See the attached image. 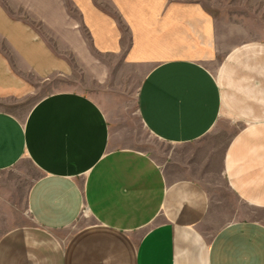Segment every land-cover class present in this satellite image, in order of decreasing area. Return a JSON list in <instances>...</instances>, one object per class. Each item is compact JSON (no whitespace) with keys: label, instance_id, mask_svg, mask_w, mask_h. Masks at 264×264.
Listing matches in <instances>:
<instances>
[{"label":"crops","instance_id":"0c3cea01","mask_svg":"<svg viewBox=\"0 0 264 264\" xmlns=\"http://www.w3.org/2000/svg\"><path fill=\"white\" fill-rule=\"evenodd\" d=\"M0 175V264H264V0H0Z\"/></svg>","mask_w":264,"mask_h":264},{"label":"rangeland","instance_id":"374dc122","mask_svg":"<svg viewBox=\"0 0 264 264\" xmlns=\"http://www.w3.org/2000/svg\"><path fill=\"white\" fill-rule=\"evenodd\" d=\"M113 70H114V65L112 64ZM53 81L47 83V85H45V87L43 88L42 92L46 93L55 89H60V88H68V87H76V88H80L82 90H84V92L89 93L90 95L96 97L99 100H103V93L105 88V85L101 84L98 80H93L90 78H87L86 76H83L81 72L76 71L74 76H58L54 79H52ZM109 83L111 82L113 85H117L118 90L120 89L122 91V95H123V100L122 103L123 105H125L126 111L130 112L133 111L135 109V90L137 87V78H130V79H126V80H119L118 84H116V79L114 78V76H110ZM108 85V83H107ZM112 85V86H113ZM120 91V92H121ZM132 121L133 123L139 128L141 129L142 126L139 123V121L134 117H132ZM146 139V138H145ZM152 142V141H151ZM154 142V141H153ZM155 145H157L156 142H154ZM28 170V174H34L33 170L31 168H27ZM0 178H5V175H0ZM30 180V179H28ZM221 192L224 195V197L228 198V201L234 202V206L236 208H240L242 210V213L244 216H256L258 215L257 211L253 210V209H247V207H245V205H242L240 203H238V201L233 198L231 196V194H229L227 192V187H225V184H223L221 186ZM16 196V207L15 209H13L11 211V218H13V221L17 223L18 222H26L27 220V214L25 213L24 207H23V192H16L14 194Z\"/></svg>","mask_w":264,"mask_h":264}]
</instances>
